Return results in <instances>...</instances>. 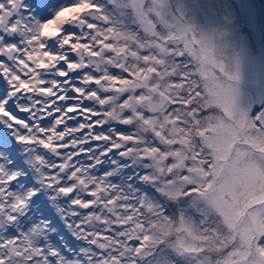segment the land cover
I'll return each instance as SVG.
<instances>
[{"label":"snow or ice","instance_id":"obj_1","mask_svg":"<svg viewBox=\"0 0 264 264\" xmlns=\"http://www.w3.org/2000/svg\"><path fill=\"white\" fill-rule=\"evenodd\" d=\"M97 12L94 0H0V264H94L107 255L89 231L101 189L89 173L117 181L134 168L110 172L128 163L114 141L125 137L130 120L101 119L92 107L99 94L83 87L99 81L77 62L82 48L92 51L83 41L97 27L89 20ZM248 115L250 130L264 132V108ZM37 152L44 155H30ZM66 153L87 167L64 163ZM131 184L146 187L135 176ZM246 243L264 255V232Z\"/></svg>","mask_w":264,"mask_h":264},{"label":"rangeland","instance_id":"obj_2","mask_svg":"<svg viewBox=\"0 0 264 264\" xmlns=\"http://www.w3.org/2000/svg\"><path fill=\"white\" fill-rule=\"evenodd\" d=\"M109 1L113 3L111 7H108L111 9L115 8L114 18L117 19V14H122L123 19L115 20L113 17L111 18L112 21H114L113 25L117 29V32H108L107 28L108 33H106L101 39H105L107 41L111 38V35L109 34H113L114 37L112 39L113 44L104 45L105 49L111 47L115 51L114 55L116 57L118 51H123L125 50L123 48L129 46V54L126 52L128 59H126L125 62V66L129 69H131V66L134 64L136 58H139V51L137 48L141 47V43L143 41L146 45L157 44V48L162 50L159 51L157 55L165 57V59L170 62L179 64L185 61L193 62L196 64L194 68L197 72V77H199L198 80L201 81L200 85L203 90L201 100H204L206 103L213 106L221 105L224 101L223 106L226 113L232 112L230 121H226L217 114L210 116L211 119L214 117L212 124L210 125L211 133L219 135L221 130L222 133L242 132L241 127L246 118L247 107L240 101L241 99H244L247 92L238 85V81L242 80L244 87L246 85V79L243 76H247L248 80H252L253 78H257L254 72L262 70H259L258 66L255 68L254 66H251L252 60L246 61L241 59L238 61L234 56L232 57L231 54H233L235 47L236 49L234 51H237L236 54L241 56L240 52L244 46L241 43L243 40H236L235 36H224L216 30L219 26L213 20L211 12H208V6L211 0ZM129 5L135 13L137 12L136 15L134 13L128 17L127 14L130 13V9L128 7ZM210 7L212 8L213 5ZM261 15L264 16L263 13H261ZM261 15L258 13L256 7L254 8L252 5H249L246 14V23L255 31L257 35L261 33L259 30H261L264 25ZM128 20L137 25L138 28L141 29L142 34L138 33L134 29H127L124 22H127ZM158 29H161V31ZM261 35H264V33ZM119 37L122 40H119ZM260 38L264 39V36H260ZM247 47L249 48V46ZM134 49H136L135 52H133ZM88 52L89 51H84L81 54L86 55ZM243 54L245 56L246 51H244ZM82 55H80V57H82ZM151 59L153 60L154 58L151 57ZM78 61L79 59L77 62ZM115 63H119L118 58L115 59ZM248 68L249 70H247ZM262 73L264 75V71ZM227 77L231 78L233 81H237V83L230 84ZM233 77H236V79H233ZM149 79V72L144 73L138 71L135 77L132 78V83L147 82ZM159 83L161 84L162 82ZM134 86L138 85H128L130 90L131 87ZM229 86H231L233 93L227 90ZM104 87L105 89L110 88L109 85ZM115 92L116 88H112V94H110V96L115 95ZM133 93L135 95L142 96L146 92L139 88ZM230 94L236 96L240 94L241 97H231ZM97 103L99 105L102 104L100 101H97ZM124 111L133 113L135 110L131 107H126L120 109L117 114H123L125 113ZM111 115L108 117L111 118ZM226 115L228 116V114ZM137 130L142 134L139 127H137ZM174 130H176V128H172L170 131ZM242 137L244 140L262 144V149L260 150L262 153H250V150L246 149L242 156H238L234 153V151L241 155L242 152L240 151L242 148L239 147V145L233 144L234 146L231 147V149L228 148L233 156L230 157L228 154L224 155L222 151H218L217 154H220L222 156L221 159L223 160L219 161L215 154L213 157L214 167L212 168H225L223 175H228L231 172V178L234 182V186L231 184L233 187H230L227 190L232 192L234 195L233 199H237L238 196L237 200L243 202L244 208L246 205L255 202L253 203L255 205H250V216L254 218L260 211L259 200L264 195V132L253 133L250 128H245ZM177 139H179V137ZM211 140L216 141L220 144V146H227V140L223 136H217V138ZM211 140L210 138L208 139L209 143L214 148H211L212 151L220 149V146L212 143ZM232 140H234V138H232ZM221 147L223 148V146ZM177 156L179 157V152H177ZM236 157L242 161H238L236 163ZM182 160L183 159H180V161ZM153 164L154 167H162L163 165L161 161H155ZM255 171H259L261 175L256 176ZM257 179H259V181ZM222 191L223 190H220V192L215 194L216 200H221L223 198ZM161 193L169 204L177 203L180 208V204L183 200H179V184L172 183L170 186L163 188ZM139 201L142 202L141 200ZM131 209L132 207L128 209L130 213L132 212ZM140 210H144V208ZM241 217L244 218L242 216V212L239 211L236 218L230 221V230L227 235L225 234L224 240L227 242L230 241L231 251L229 257L223 261V263L260 264V262L263 261V256L260 253H256L255 250L251 252L246 243L248 236L251 234V217L246 220H241V223L239 224L238 222ZM164 218H166L165 222H167V216L165 215H161L158 220H164ZM170 221L177 224V226L170 229L168 236L172 235L173 230V239L179 254L183 256L188 255L190 258V250L192 251V247H194L195 244L194 240H189L188 234L195 230L194 224H191L188 217L184 213L182 215L179 210L174 212ZM166 224L168 225V223ZM214 236L218 235L215 233ZM222 240L223 239H221V241ZM199 259L201 264H204L203 258L200 257Z\"/></svg>","mask_w":264,"mask_h":264},{"label":"water","instance_id":"obj_3","mask_svg":"<svg viewBox=\"0 0 264 264\" xmlns=\"http://www.w3.org/2000/svg\"><path fill=\"white\" fill-rule=\"evenodd\" d=\"M168 102L169 100L167 96L159 92H152L149 97L140 101L141 105H143L144 107H146L151 111H155L162 108Z\"/></svg>","mask_w":264,"mask_h":264},{"label":"trees","instance_id":"obj_4","mask_svg":"<svg viewBox=\"0 0 264 264\" xmlns=\"http://www.w3.org/2000/svg\"><path fill=\"white\" fill-rule=\"evenodd\" d=\"M171 137V136H170ZM170 140V139H169ZM133 168H134V172H136V168H135V166H132ZM125 177V176H124ZM125 185H126V187H125V189H128V186L130 185V183H124ZM128 191V194H132L133 192H131L130 190H127ZM126 191V192H127ZM132 195H134V194H132ZM148 195V192L147 193H145V192H142L141 193V195H139V196H137V197H139L141 200H143V202H145V197ZM147 198H148V196H147Z\"/></svg>","mask_w":264,"mask_h":264},{"label":"flooded vegetation","instance_id":"obj_5","mask_svg":"<svg viewBox=\"0 0 264 264\" xmlns=\"http://www.w3.org/2000/svg\"><path fill=\"white\" fill-rule=\"evenodd\" d=\"M86 63V61H85V58L83 59V62L82 63ZM256 76H258L259 77V79L261 80V74L260 73H257V74H255ZM172 85V84H171ZM260 88V87H259ZM172 89H174V88H172Z\"/></svg>","mask_w":264,"mask_h":264}]
</instances>
